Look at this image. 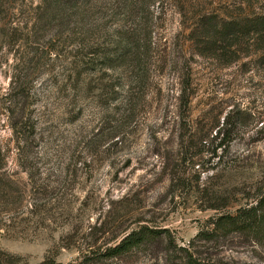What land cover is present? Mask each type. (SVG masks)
Returning a JSON list of instances; mask_svg holds the SVG:
<instances>
[{
  "label": "rangeland",
  "instance_id": "1",
  "mask_svg": "<svg viewBox=\"0 0 264 264\" xmlns=\"http://www.w3.org/2000/svg\"><path fill=\"white\" fill-rule=\"evenodd\" d=\"M42 3L0 0V251L29 264H185L182 247L264 264V228L197 237L264 192V42L220 55L193 31L204 14L263 13L264 0H123L114 21V0H96L103 38L133 31L140 53L80 80L76 43L36 25ZM141 225L167 237L107 255Z\"/></svg>",
  "mask_w": 264,
  "mask_h": 264
},
{
  "label": "trees",
  "instance_id": "2",
  "mask_svg": "<svg viewBox=\"0 0 264 264\" xmlns=\"http://www.w3.org/2000/svg\"><path fill=\"white\" fill-rule=\"evenodd\" d=\"M96 0H43L36 9V25L41 24L43 29L54 31L57 37L67 35L76 43L75 76L82 79L88 73H95L104 68H115L123 61L139 54L140 46L135 40V33L124 31L122 28L114 29V37L103 38L106 33L105 21L107 15L104 10L107 5L96 9ZM116 8L108 14L114 21L123 6V0H114ZM104 12V16L100 13ZM95 31L99 34L93 38ZM105 31V32H104ZM194 32H199V46L204 45L208 51L225 55L233 43L241 46L242 43L250 45L251 40L264 42V12L246 14L232 18H218L204 14L194 25ZM227 41V43H225ZM124 44V45H123ZM235 51V50H233ZM199 54H205L201 50ZM264 63V47L258 54ZM224 143H220L222 147ZM2 151L0 147V158ZM210 230L200 231L197 237L207 238L216 232L229 235L233 232H260L264 228V192L255 204L240 207L234 213H223L212 219ZM210 231V232H209ZM167 230L141 225L127 233L121 241L109 249V257L123 255L130 250L148 244L157 238L165 239ZM169 243L172 244L171 240ZM186 252L185 264H227L220 261H210L194 256L187 248H180ZM12 255L0 251V264H29L14 261ZM38 264H63L54 258L47 257ZM72 264V263H70ZM77 264H82L78 262Z\"/></svg>",
  "mask_w": 264,
  "mask_h": 264
}]
</instances>
